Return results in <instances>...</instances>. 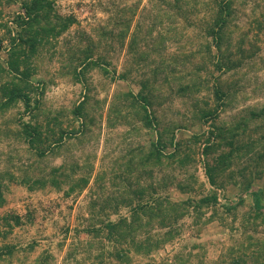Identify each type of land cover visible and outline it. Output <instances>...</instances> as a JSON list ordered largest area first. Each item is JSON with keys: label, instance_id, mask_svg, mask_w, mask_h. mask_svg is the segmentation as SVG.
<instances>
[{"label": "trees", "instance_id": "obj_1", "mask_svg": "<svg viewBox=\"0 0 264 264\" xmlns=\"http://www.w3.org/2000/svg\"><path fill=\"white\" fill-rule=\"evenodd\" d=\"M215 2L218 7L216 14L204 24L205 20L202 21L203 25L200 26L206 36L212 39L207 47L214 69L222 74L243 66H252L255 62H251L260 50L257 43L264 39V11L259 15L253 11L248 32L236 40V33L240 28H235L232 23L237 0ZM175 3L178 5V0ZM7 4H17L19 10L6 13L4 6ZM122 12L124 11H121V16L118 15L117 22L111 28H98L96 37H89V44L83 47L67 45L66 57L61 59L65 62L63 68L85 90H82V98L69 110H53L44 107L43 102L48 83L42 78L35 79V76L41 71L39 64L46 57L45 54L55 56L57 51L52 52V49L56 47L58 38L77 22V17L72 13H62L58 9L57 0H0V116L12 108H23L12 119L18 124L12 130L15 132V139L27 145L25 150L19 151L18 157L21 158L27 153L37 155L33 163H20L19 174L11 169L0 173V204L5 201L4 191L7 184L4 180H13L31 190L44 188L48 183L56 189H62L68 183V190L65 192L67 195L81 192L87 187L88 175L78 177V169L73 164L68 166V163H62L52 168L49 174H45L46 167L42 163L46 157L54 156L67 140L83 137L87 133L92 120L88 109L90 95L87 93L91 89L87 86L86 74L96 67L101 68L105 74L115 75L117 72L112 61L101 55L95 57L93 48L108 38L114 41L117 38L125 43L131 23ZM142 28L137 26L134 29L129 42L130 49L137 51L140 43L150 46V39L143 40L140 35ZM254 29L257 32L253 38L250 37V32ZM212 46L216 47L217 53L211 54ZM137 54L133 58V65L145 63L150 56L147 50H140ZM260 58L264 62V57ZM117 76L126 80L129 75L125 71ZM220 77L215 81L218 85L214 89L215 104L205 99V107L193 111L195 118L207 128L199 132L189 131L186 138L179 136V124H165L159 118L157 112L160 103L154 102L151 94L143 91L148 83L143 82L142 90L138 93L130 89L115 95L108 107L109 120L119 116H129L133 120L138 117L142 127L153 129L156 134L149 146L131 149L136 153L129 152L131 158L125 164L126 172L120 176L115 175L116 178L125 179L124 186L128 196L123 197L122 201L128 205L129 215H119L115 220L109 218L110 213L107 214L106 210L112 205L113 199L106 197L98 205L96 202L91 204L92 207L99 208L91 215L93 222L76 231L77 237L82 233L86 235L83 242L89 246L86 250L90 254L86 258L91 259L90 264H131L132 253L148 256L181 235V220L193 215L200 221L205 209L213 211L207 223L219 213L218 209H222V215L225 214L222 220L226 217L239 220L245 227V232L256 233L259 226L264 224V102L257 107L247 108L246 113L232 123L221 120V110L240 89L234 78L236 81L229 82L227 89L222 88L224 82ZM163 81L170 85L175 82L177 92L181 91L183 96L199 90L202 85L201 81L189 78L179 67L168 68ZM128 98H131V107H127L128 103L124 102ZM225 99L228 100L227 103ZM124 112L126 113L123 114ZM26 114L30 115L29 120L24 119ZM42 116L45 117L44 121ZM2 132L4 130L0 129V135ZM8 159L13 162L15 160L10 155ZM196 163L202 165L205 181L199 178L197 168L188 172L189 167ZM164 168H179L188 173L185 177L187 181L177 182L181 191L193 189L188 182L191 178L199 186L207 188L208 183V190L204 188L199 199L195 201L192 198L174 201L168 194H158L157 184L141 183L142 176L153 177L156 170L162 171ZM136 169L139 170L135 171ZM168 181L161 184L165 186L173 180ZM258 181H262L261 184ZM226 186L237 189V195L233 199L227 196ZM221 195L225 202H220ZM115 199L118 202L120 196L116 195ZM246 203L248 209L240 212ZM3 218L9 226L6 230L0 228V235L3 236H7L15 226L25 223L23 215L18 213L8 214ZM27 220L31 221L30 216ZM159 229L161 230L158 231ZM245 239V242L243 240L232 248L231 252L235 254L231 264H264V240L255 239L253 234ZM77 240L75 246L69 250L67 258L77 256L79 249L84 247L82 240ZM95 243L100 246L97 252L93 251L92 257ZM15 250L16 245L13 243L1 245L0 263L2 260H9L12 264ZM52 257V253L44 251L32 264H50ZM80 260L73 264H81ZM147 264L154 263L151 261Z\"/></svg>", "mask_w": 264, "mask_h": 264}, {"label": "rangeland", "instance_id": "obj_2", "mask_svg": "<svg viewBox=\"0 0 264 264\" xmlns=\"http://www.w3.org/2000/svg\"><path fill=\"white\" fill-rule=\"evenodd\" d=\"M176 1L57 0L58 9L65 14H74L77 22L58 38L56 47L52 49V52L57 51L55 56L45 54L46 57L39 64L41 71L35 79L42 78L48 83L43 100L46 108L69 110L82 98V90H85V87L74 82L72 75L66 73V69L63 68L65 62L61 59L66 57L68 44L79 47L89 44V37L95 38L98 28L102 26L111 28L115 25L121 11H124L122 14L125 13V19L131 23V29L124 39V44L117 38L115 41L108 38L93 48L94 56L101 55L112 61L117 72L115 75L105 74L97 67L87 72V86L91 89L87 92L90 95L88 109L92 120L89 129L85 136L67 140L54 156L46 157L42 163V166L46 167L45 174H49L52 168L62 163H68V166L73 164L78 169V177L88 175L87 187L81 192L67 195L65 192L68 190V183L64 184L62 189H56L48 183L44 188L31 190L28 186L15 183L13 180H4L7 188L4 191L5 201L0 204V228L6 230L9 227L3 218L8 214L18 213L23 215L25 220L24 224L17 225L9 231L7 236L0 235V246L7 243L16 245L12 264H32L44 251L53 255L50 264H73L79 259L81 264H90L91 259L86 258L90 254L86 250L89 246L83 242L86 235L82 233L77 237L76 231L93 222L91 215L99 208L92 207L91 204L96 202L98 205L106 197H112V205L106 210L107 214L110 213L108 217L115 220L119 215H129V207L122 201L123 197L128 196L124 186L125 179L116 178L115 175L120 176L126 172L125 164L131 158L130 153H136L131 149L149 146L156 133L153 129L142 127L138 117L133 120L129 116H119L109 120L108 107L116 94L130 89L138 93L142 90L143 82L148 83L143 91L151 94L154 102L160 103L157 112L159 118L165 124H179L181 126L179 136L184 138L188 136L189 131L199 132L207 128L195 118L193 111L205 107V99L215 104L214 89L217 85L215 81L219 76L224 82L222 88L227 89L229 82L237 80L240 89L229 103L225 99L227 104L220 112L221 120L232 123L245 114L247 108L257 107L264 102V62L260 58L264 57V39L257 43L260 50L255 60L251 62H255L252 66H243L229 73L220 74L221 72L214 69L211 57H208L210 52L207 45L212 39L206 36L204 29L200 27L216 14L218 7L215 0H178V5ZM234 7L236 14L232 24L235 28H240L236 33L237 40L248 32L253 11L256 15L264 11V0H237ZM17 10H19L17 4L4 6L6 13L11 14ZM137 26L143 27L140 35L143 40L149 38L151 44L147 47L140 43L138 50L135 51L129 48V42ZM256 32V29L250 32V37L254 38ZM140 50H147L150 56L145 63L133 65V58ZM211 52L217 53L215 46H212ZM2 55L6 56L5 53ZM170 67L174 69L179 67L189 78L201 81L199 90H193L191 94L185 96L181 91L178 93L175 82L170 85L163 81L164 73ZM125 71L129 75L128 79L124 80L117 76ZM130 99H124L125 104L128 103L127 107L132 106L129 104ZM138 108L142 113L140 105ZM22 110V107L12 108L0 116V129L4 130L0 135V173L11 169L19 174L20 163L36 161L37 155L31 153L21 156L22 159L18 157L19 151L25 150L27 145L15 139V132L12 130L18 127V124L12 119ZM44 118L41 117L42 121ZM24 119L29 120L30 115L26 114ZM9 155L15 159L14 162L8 159ZM195 168L199 178L205 181L204 169L200 163L189 167L188 172H193ZM137 170L139 169L135 171ZM106 172L108 174H105ZM187 174L179 168L176 170L164 168L162 171L156 170L153 177L142 176L141 183L157 184V193L168 194L174 201L188 198L198 200L204 188L208 190L209 184L207 183V188L199 186L191 178L188 182L193 189L181 191L177 182L185 180ZM168 180L173 181L165 186L161 184ZM258 182L261 184L262 181ZM225 189L230 199L237 195L235 187L226 186ZM116 195L120 196L118 202L115 201ZM223 201L221 195L220 202ZM248 207L246 203L240 212H245ZM218 210L219 213L209 223L208 218L213 213L211 209L204 210L200 221L193 215L184 218L181 220L182 233L179 237L148 256L132 253L131 264H147L151 261L154 264H231L235 254L231 252L232 248L243 240L245 242L249 234H253L255 239L264 240V224L259 226L256 233L245 232L246 229L239 220L235 221L230 217L222 220L225 214L222 215V209ZM28 216L31 221L27 220ZM77 239L82 240L84 247L79 249L77 256L67 258ZM99 246L100 244L95 243L92 247V257L93 251L97 252ZM10 263L9 260H2L0 264Z\"/></svg>", "mask_w": 264, "mask_h": 264}]
</instances>
